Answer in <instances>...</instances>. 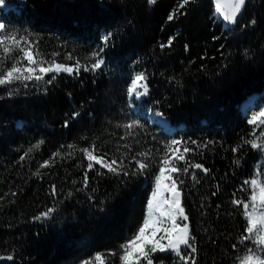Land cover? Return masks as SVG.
<instances>
[{
  "label": "trees",
  "instance_id": "obj_1",
  "mask_svg": "<svg viewBox=\"0 0 264 264\" xmlns=\"http://www.w3.org/2000/svg\"><path fill=\"white\" fill-rule=\"evenodd\" d=\"M20 1L5 0L16 5L6 11L0 7V23L29 36L38 58L48 62H91L100 37L114 35L104 53L106 65L95 74L61 73L52 84L30 83L26 89L13 85L18 91L12 96L0 87V255L12 254L13 264H80L96 253L118 251L142 223L165 144L179 139L197 141L187 144L193 149L188 159L210 169L207 176L197 171L198 184L182 177L198 264H235L246 246H253L238 244L246 221L242 206L231 201L250 194L241 189L262 157L243 143L254 136L240 105L252 95H257L255 110L264 104V0H247L232 27H224L210 0H196L171 22L167 16L179 0ZM252 19L256 24L244 27ZM170 36L175 37L172 47L162 50L159 45ZM135 71L147 73L149 95L130 107L126 87ZM73 112L79 113L75 119ZM132 121L141 127L127 135L122 125ZM93 143L107 158L119 157L126 150L117 151L118 146L131 144L129 158L150 152L152 167L126 183L93 170L84 189L87 161L79 148ZM69 144L76 146L71 156ZM237 146L241 150L233 153ZM57 152L61 155L53 158ZM45 160L50 166L33 175ZM52 184L59 192L55 198ZM48 207L57 208L52 218L33 221ZM158 257L175 264L174 255ZM107 264H119L118 256L108 257Z\"/></svg>",
  "mask_w": 264,
  "mask_h": 264
},
{
  "label": "snow or ice",
  "instance_id": "obj_2",
  "mask_svg": "<svg viewBox=\"0 0 264 264\" xmlns=\"http://www.w3.org/2000/svg\"><path fill=\"white\" fill-rule=\"evenodd\" d=\"M148 4H154L155 0H146ZM196 0H179L178 6L172 10L167 16V21L171 22L177 19L178 15H184L181 11ZM215 11L223 22L228 25H237L239 18L246 6L247 0H213ZM0 5H5V0H0ZM256 20L249 21V25H255ZM113 33L107 32L100 37L101 46L91 53L88 63H81L76 60L74 64L69 65L57 62L52 59L48 62L45 59L38 58L39 53L34 51L33 42L29 36L17 35L15 32H9L5 23H0V65H3L4 70L0 71V87L7 90V95H14L18 89L13 88V85H18L23 88H28L30 83L39 85L41 82L52 84L61 73L69 75H79L81 71L91 72L93 74L104 69L106 60L104 53L110 46ZM175 37L170 36L166 43H161L159 46L170 48L173 45ZM187 45L185 48L187 50ZM18 53V54H16ZM53 57L58 53H53ZM11 58V65H7V60ZM67 59L71 61L72 55L69 54ZM26 61V63H24ZM51 74V75H50ZM47 78L46 77H49ZM149 95L148 75L145 71L134 72L130 77V82L126 87V96L132 107L134 101H139L143 97ZM158 103V101L156 102ZM157 116L163 115L160 112ZM79 113L73 112L72 118L75 119ZM249 125H253V139H244L245 145H250L252 150H258L264 153V130L256 134L257 129L264 125V109L247 119ZM69 122L66 120L64 126L67 127ZM127 130V135L132 134V129L141 127L138 121H132L122 125ZM126 136L120 137L121 140H126ZM43 141L33 145L20 157L23 161L34 149L38 148ZM197 145V141H181L172 139L165 144L164 155L158 161V171L152 177L151 193L147 197L145 212L142 223L139 224L131 238L122 243L118 251H110L107 256L102 253H96L93 257L84 259L80 264H107L108 257L118 256L119 264H164L162 259H159L158 254L168 253L176 258L175 264H198L196 254L198 248L196 239L192 235L189 224V216L182 203L183 188L185 180L183 176H190L192 181L200 183L197 179V171L209 174L210 169L202 163L191 162L188 159V154L193 151L187 144ZM211 143V142H209ZM126 151L121 153L119 157L112 156L107 158L108 154H100L99 148L93 143L90 147L79 148L83 154V158L87 161L86 170L82 178L84 189L89 187V173L96 170L97 175L111 174L121 178V183H126L127 179L144 176L152 167L150 162V152H136L129 158V153L132 151L131 144L125 143L118 146ZM207 147V144L200 145ZM63 148V146H62ZM67 155L71 156L76 150V146L67 145ZM240 147L231 149L233 153L240 151ZM61 155L60 152L53 153L52 156ZM127 160V163L125 161ZM239 164V160L235 161ZM50 166L49 160L43 161L39 165L35 176L41 175L39 169H44ZM98 166V169H97ZM258 169H264V163L258 165ZM126 178V179H125ZM76 183L75 180L72 181ZM246 188L242 187L241 191H249L250 194L246 199H232L231 203L243 209V217L246 225L238 238V244L246 245L250 242L252 247H247L243 256L236 257V264H264V171L258 170L255 176L244 181ZM81 189H77L80 191ZM96 191V189H92ZM50 194L52 197H57L59 192L57 186H50ZM216 193L214 192L213 195ZM12 196L17 193L12 192ZM72 193L69 192L68 196ZM3 197H0L2 200ZM92 199V197H89ZM219 207V206H218ZM102 210V209H101ZM57 211L56 207H48L46 210L39 212L32 217L33 221H46L52 218L53 213ZM236 248L237 245L232 246ZM185 249L189 250L185 252ZM12 254L0 255V261H13Z\"/></svg>",
  "mask_w": 264,
  "mask_h": 264
},
{
  "label": "rangeland",
  "instance_id": "obj_3",
  "mask_svg": "<svg viewBox=\"0 0 264 264\" xmlns=\"http://www.w3.org/2000/svg\"><path fill=\"white\" fill-rule=\"evenodd\" d=\"M7 5H12V4L5 3V5H0V7H4L5 8ZM4 11H6V10H4ZM135 72H138V71H135ZM256 97H257V95H253L252 97L247 98L245 101H243L242 104L240 105L241 106V115H244L246 117V119L250 118L253 115V113L259 112L261 109H264V104L262 105V107L259 110H255L253 108L252 105L254 104V101H255ZM160 120H162V119L160 118ZM162 122H163V120H162ZM261 130H264V125L260 126V128L257 129L256 134L258 135L259 131H261ZM262 163H264V153H262L261 159L255 164L253 175H252L251 178H253L255 176V174H256V172L258 170L264 171V169H258V165H260ZM251 178H249V179H251ZM244 253L242 255H240V256H243Z\"/></svg>",
  "mask_w": 264,
  "mask_h": 264
},
{
  "label": "water",
  "instance_id": "obj_4",
  "mask_svg": "<svg viewBox=\"0 0 264 264\" xmlns=\"http://www.w3.org/2000/svg\"><path fill=\"white\" fill-rule=\"evenodd\" d=\"M211 2H212V4H213V6H214V8H215V5H214V3H213V0H210ZM20 3H22V0L20 1ZM217 14V13H216ZM242 15V14H241ZM217 16H218V14H217ZM241 17V16H240ZM218 18H219V20L222 22V24L224 25V27H232V26H235V25H228V24H226L225 22H223V20H222V18L221 17H219L218 16ZM240 19V18H239ZM15 259V258H14ZM14 261L15 260H13V261H0V264H13L14 263Z\"/></svg>",
  "mask_w": 264,
  "mask_h": 264
},
{
  "label": "built area",
  "instance_id": "obj_5",
  "mask_svg": "<svg viewBox=\"0 0 264 264\" xmlns=\"http://www.w3.org/2000/svg\"><path fill=\"white\" fill-rule=\"evenodd\" d=\"M10 4H12V5H7L5 8H3V10H6L7 8H10V7H15V3L13 2V3H10Z\"/></svg>",
  "mask_w": 264,
  "mask_h": 264
},
{
  "label": "bare ground",
  "instance_id": "obj_6",
  "mask_svg": "<svg viewBox=\"0 0 264 264\" xmlns=\"http://www.w3.org/2000/svg\"><path fill=\"white\" fill-rule=\"evenodd\" d=\"M9 9V8H8ZM8 9H6V10H8Z\"/></svg>",
  "mask_w": 264,
  "mask_h": 264
}]
</instances>
